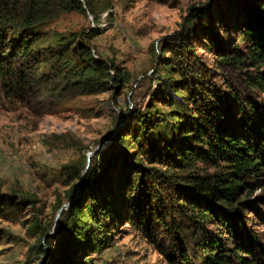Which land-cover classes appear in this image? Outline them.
<instances>
[{"label":"trees","instance_id":"obj_1","mask_svg":"<svg viewBox=\"0 0 264 264\" xmlns=\"http://www.w3.org/2000/svg\"><path fill=\"white\" fill-rule=\"evenodd\" d=\"M254 5L264 11L260 0ZM70 10L95 16L89 0H0V93L14 97L30 87L32 79L40 82L45 76L38 74L41 66L51 69L64 88L72 86L79 94L105 91L111 82L122 87L127 74L105 60L94 61L92 47L81 36H57L50 49L35 57L37 27ZM213 16L214 11L206 8L192 11L185 33L162 50L173 56L159 61L158 68L181 100L163 92L153 94L170 109L159 111L152 103L147 114H133L114 144L92 156L80 198L62 214L59 231L68 229L69 237L52 245L49 264H92L85 253L106 243L110 228L121 220L138 226L167 264H264V247L254 250L256 237L246 226L240 230L235 226L262 185L264 107L250 97L242 100L229 80L224 81L227 93L220 94L217 82L208 83L189 69L187 54L198 35L205 39L208 30H214ZM238 34L246 52L235 50L218 60L235 69L259 70L264 66V24L256 16L247 18ZM109 69L115 70L114 78ZM242 82L250 91L264 92L260 73L246 74ZM120 145L136 153L127 155ZM139 154L166 169L143 168L142 160L135 158ZM198 160L218 170L201 175L194 170ZM178 169L185 173L178 174ZM83 210L90 221L84 228L78 225L85 223ZM208 223L217 226L215 234ZM31 229L40 244L47 232L36 216Z\"/></svg>","mask_w":264,"mask_h":264},{"label":"rangeland","instance_id":"obj_2","mask_svg":"<svg viewBox=\"0 0 264 264\" xmlns=\"http://www.w3.org/2000/svg\"><path fill=\"white\" fill-rule=\"evenodd\" d=\"M89 1L95 16L86 10L63 11L37 27L40 39L35 57L50 49L57 36H81L92 47L94 61L102 59L109 66L112 63L128 79L122 87L111 82L105 91L79 94L72 86L64 88L51 69L41 66L38 74L45 76L40 82L32 79L30 87L14 97L0 93V264H49L52 245L69 237L68 229L59 231L62 214L80 198L92 156L114 144L133 114H147L152 103L159 111L170 109L161 104V96L153 94L163 92L181 100L158 62L171 60L172 53L162 50L185 33L192 11H214L211 23L215 26L210 32L206 30L207 38L198 35L194 39L193 50L187 54L189 69L202 74V80L208 83L217 82L220 94L227 93L224 81L229 80L242 100L250 97L264 107V92L250 91L242 82L246 74L264 76V66L259 70L235 69L220 63L217 57L235 50L246 52L238 28L254 16L264 24V11L254 5L256 0ZM109 73L113 78L116 75L113 69ZM186 79L190 82L189 77ZM123 147L119 149L127 155L136 153L131 147ZM135 158L142 160L143 168L166 169L140 154ZM194 166L201 175L218 170L199 160ZM176 172L185 173L179 169ZM12 195L16 197L13 202L6 197ZM249 200L251 206L243 208L235 226L239 230L246 226L256 237L258 243L253 249L257 250L264 247V176ZM58 204L63 208L61 213ZM34 216L43 224L51 245L46 236L40 244L37 242L38 234L31 229ZM80 216L85 223L78 225L84 228L90 221L84 210ZM207 228L216 233V225L208 223ZM105 242L85 253L92 264H167L139 227L126 221L116 222Z\"/></svg>","mask_w":264,"mask_h":264},{"label":"water","instance_id":"obj_3","mask_svg":"<svg viewBox=\"0 0 264 264\" xmlns=\"http://www.w3.org/2000/svg\"><path fill=\"white\" fill-rule=\"evenodd\" d=\"M80 1L83 2V0H80ZM84 8H86V7L84 6ZM97 149H98V148H97ZM97 149H95V150H97ZM93 153H94V152H92L91 154H93ZM91 154H90V155H91ZM62 210H63V208H60V209H59V213H61ZM59 213H58V216L60 215Z\"/></svg>","mask_w":264,"mask_h":264}]
</instances>
